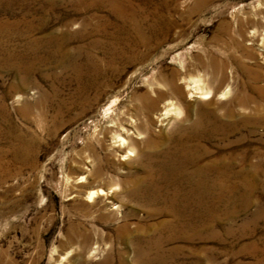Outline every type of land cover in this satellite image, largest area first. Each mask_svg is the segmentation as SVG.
<instances>
[{"label": "rangeland", "instance_id": "obj_1", "mask_svg": "<svg viewBox=\"0 0 264 264\" xmlns=\"http://www.w3.org/2000/svg\"><path fill=\"white\" fill-rule=\"evenodd\" d=\"M263 12L264 0H0V264H264ZM198 77L227 97L190 94ZM241 92L259 111L228 106L253 119L186 138L198 111L223 116ZM185 154L244 177L258 164L257 185L184 201V179L159 170Z\"/></svg>", "mask_w": 264, "mask_h": 264}, {"label": "bare ground", "instance_id": "obj_2", "mask_svg": "<svg viewBox=\"0 0 264 264\" xmlns=\"http://www.w3.org/2000/svg\"><path fill=\"white\" fill-rule=\"evenodd\" d=\"M260 13H262V12H260ZM263 14H264V12H263ZM262 16L264 18V15H262ZM261 37L262 38H261L260 46L264 48V33L262 34ZM139 39H140V35H139ZM71 56L72 57L66 56L65 60L67 62V59H68V63L70 64V66L73 69V71H75V76H76L75 77V79H76L75 81L77 82V93H78V78L79 77H78V63H76V62H78V55L74 54V56H73V54H72ZM111 58H113V57L111 56ZM126 61H128L127 58H126ZM84 66H80L79 68L81 70H83ZM83 73L87 74V72H85V71ZM91 73L92 72H90V74ZM100 73H101L100 70H98L95 67L93 69V74H94L93 78L95 76L98 77V75H100ZM219 76H220L221 79H223V76H222L221 73L219 74ZM79 79H81V78H79ZM256 79H257L256 76L250 78V80H252V81H254ZM91 83H93V81H91ZM204 84H205V81L203 82L202 78L198 77L196 80L195 79H193V80L191 79L187 83V85H188L187 87H188V89H190L192 91L190 94L198 95L199 99H201V100H209V99L212 98L211 95L216 93L217 90L213 91L214 89H211L210 87H206ZM174 85L175 84L173 82H165L164 86L168 87L169 95H172V93H176L178 91L179 92L182 91V88L180 86H176V85L174 86ZM87 86H89V84L84 85V88H86ZM257 91H258L260 96L264 95V93H263L264 86L263 87L262 86L259 87L257 89ZM154 92L156 94L155 96H157V94L160 95V96L164 95V93H162L160 90H153L152 93H154ZM216 94H218L220 99H223V98L227 97L226 96L227 95V90H224V91H222L220 93H216ZM215 96H217V95H215ZM162 98H164V97H162ZM140 100H142V102H144V101L146 102L147 101L151 107H154L155 104H156V100L153 97H151L150 94L149 95L145 94V95L141 96ZM229 104H233V105L237 106V108L239 110H246L247 109V110L253 111V113L255 112V110H257V112L259 111V108H258L259 105L258 104L255 105L254 99L251 96H249L248 94L241 92L239 94V96H237L235 99H233V101L231 100L230 102H228V104L223 106V108H225V113L223 114V116H218V115L215 114V112L209 111V110H203L202 109V110L198 111L196 113L195 117L189 122V124L187 126V130H189V131L186 130V132H185L187 134L186 138L190 139V140H199V141H201V139H204V138H205V140L209 139V138H213V136L215 137V135H219L221 137L226 138V137L229 136V133L235 132L238 129L239 125L243 123V119L245 121L248 118H252V119L254 118V116L250 115L251 113L249 114V116H245V115H242V114H239V113L236 114L234 112L233 108L228 106ZM252 105H254V106H252ZM163 109H164L163 110L164 112L162 111L163 112L162 113V117L163 118H167V117H169L171 115H176L177 114L176 106H175V104L172 101L166 102L164 104ZM240 113H242V112H240ZM122 131H124V128H122ZM115 140L119 143L120 149H118V150H119V152L121 153L122 156H127V155L130 156V153L132 154L134 152L133 151L134 149L132 147L131 148L129 147V143L127 141H124V139L122 138V136H120V134H118V138L115 139ZM124 147H126L127 149H123ZM24 148H26V147H24ZM185 149H186V147L184 145H183V147L180 148V150H185ZM176 158H177V156H176ZM176 158L171 157L169 159V161H166V160L164 161L163 160L164 162L160 163V167L161 168H160L159 171L161 173H163L165 176H167L168 178L169 177L171 178L172 176H174V177L178 176V178L184 179V181L181 180V184L187 185V188H189L191 190L184 197L185 198L184 201L202 202L203 199H204L203 193L205 194L206 198H208V200H210L211 197L213 196V194L216 193V191L218 192V194H221V193H223L224 191H227V190L228 191H230V190L231 191H236V190L242 189L244 191H247V193H248V191L252 190L257 185L258 178L256 176L257 173H256L255 169L259 167L258 164L254 165L255 169H248L249 175H248V177H244L242 175L238 176L237 174H239V173L233 172L234 170L232 171V166L230 164H227V163L223 162V161H220L218 164L213 162L211 164L205 165V164H201L200 162L195 161L196 158H194V156L191 155V154L190 155L189 154H185L183 156H180L179 157L180 160H176ZM189 166L193 167V170L190 173L188 171L186 172V169ZM252 168H253V166H252ZM158 169H159V167H158ZM211 171L218 174V177L216 179H214V180H210L209 179V172H211ZM233 179H235V181H232ZM229 182L230 183L232 182L231 185L228 184ZM177 184H178V182L176 180V185ZM95 194H96V192H89L88 193V198H92ZM229 194H231V192ZM246 196H247V194L244 195V198H246ZM214 197H215V195H214ZM216 198L219 201H222V199H221L222 197L221 196H218ZM176 203H178V202H176ZM181 205L184 206V204H182V202H181ZM209 213H210V217H209V219H208V221L206 223L210 225V223H214L215 222V217L213 216L214 215V210L212 208L209 209Z\"/></svg>", "mask_w": 264, "mask_h": 264}]
</instances>
